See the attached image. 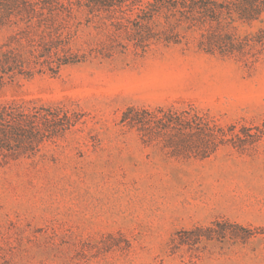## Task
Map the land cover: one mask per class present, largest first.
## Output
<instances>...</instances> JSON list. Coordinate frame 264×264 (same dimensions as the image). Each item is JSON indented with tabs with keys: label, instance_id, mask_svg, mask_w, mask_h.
<instances>
[{
	"label": "rangeland",
	"instance_id": "1",
	"mask_svg": "<svg viewBox=\"0 0 264 264\" xmlns=\"http://www.w3.org/2000/svg\"><path fill=\"white\" fill-rule=\"evenodd\" d=\"M51 7L0 10V264H264V0Z\"/></svg>",
	"mask_w": 264,
	"mask_h": 264
},
{
	"label": "trees",
	"instance_id": "2",
	"mask_svg": "<svg viewBox=\"0 0 264 264\" xmlns=\"http://www.w3.org/2000/svg\"><path fill=\"white\" fill-rule=\"evenodd\" d=\"M69 4L71 3L69 2ZM51 5L52 0H0V10H2L4 18H8L10 15H12V13H14L13 9H15L17 15L23 16V14H26L28 19H32L38 14H42L48 10H51V8H53ZM19 42L22 48L15 49H21L20 52L14 54L11 50L6 51V53L3 55V59L1 60L2 68L5 65L10 66L11 63H14V61L18 63V66L21 68L29 67L30 60H25L23 57L24 54L28 53V51L33 56V59L36 60L35 64L39 63L40 65H46L51 70H54V66L59 68L61 65L70 63L68 59H62V57L58 55V51L53 53V48H55L54 44L45 43L42 46L44 52H41L40 50L41 54H37L38 48L41 47L40 44L31 43L25 46V44H23L21 41ZM147 113L149 119L147 121L143 119L141 123L147 122L150 127L160 129L162 127H170L175 125L194 129V121L192 118H186L182 115H177L176 118H172L169 115H166L162 110ZM216 132V126L208 129V133L215 134Z\"/></svg>",
	"mask_w": 264,
	"mask_h": 264
}]
</instances>
